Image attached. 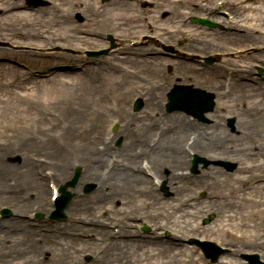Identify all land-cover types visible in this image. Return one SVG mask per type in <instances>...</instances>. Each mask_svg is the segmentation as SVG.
I'll use <instances>...</instances> for the list:
<instances>
[{
  "label": "rangeland",
  "instance_id": "374dc122",
  "mask_svg": "<svg viewBox=\"0 0 264 264\" xmlns=\"http://www.w3.org/2000/svg\"><path fill=\"white\" fill-rule=\"evenodd\" d=\"M57 1H60L63 4H68L70 2V0ZM215 1L216 0H182V9H189L192 10V13H195V11L193 10L195 9L194 6L198 8L206 4L213 6ZM227 1L230 2L226 7L228 10L227 12L229 14L232 13L235 16V20L232 19L230 25H227L230 28L229 32H223L216 29L208 30V28L206 27L190 23L185 26L189 27L188 31H186L185 34H182L187 38H181L182 35L180 37H171V44L176 45L180 40L181 46H177L180 50L187 51L188 53H197L193 50V46H199V44L197 41H195V38H189L188 35L190 34L196 36L197 38H206L209 39V41L212 43L213 49H215V51H212V55L214 56L217 53L221 54L227 53L228 51H233L231 49L233 47L242 48L247 44L264 40V38L246 39L244 38V35L248 34V32L241 30V28L246 29L252 27L264 30V0H251L249 3H245L243 2V0ZM1 2L3 3V1ZM116 2L110 1L108 3L109 6L106 10V15L110 14V17L101 20L100 23H104L106 21L115 23L117 31L123 35V37L120 38L121 45L125 46L123 47V49L119 50L127 51L128 49L125 48L128 47V40L133 38L134 36H132L131 38L129 37L133 34H136V32H138L139 30L137 29L136 24H134L136 14L140 13V11L142 10L138 9V6L135 7V10H132L131 8L129 9V4L119 2L117 3L122 4L123 6L119 5L118 8L116 6L113 7L112 5ZM135 2L140 3L139 0ZM199 2H202V5H200ZM242 2L243 4H241ZM160 12H163V10H158L157 18L162 23H168V21H172L173 25L178 20L179 15H177L176 17L173 13H169L165 17H162L163 19H161L162 13ZM52 13L55 14L54 11ZM64 13H66L67 15L70 14V9L68 8ZM199 14H201V16L204 15L202 11ZM169 15L170 20H168ZM41 17L46 16L41 12H21L10 18V21L8 20L9 22L16 20L15 22H17L16 26L18 27V29L16 33L12 35L13 27H11L8 22L5 23V31H3L5 35L0 36V39L8 42L10 41V38L8 37H13L12 44L17 46L18 48H21V51L15 52L8 48H0V56H12L18 58L21 61H26L32 65L35 64L40 68H47L48 63L52 62L53 59L48 62L42 60L41 57H34L31 53L32 49H30L31 47L36 48L41 46L40 43L35 42L32 39V31L35 32L34 28L37 26ZM148 18L150 20L152 17ZM164 19H166V21ZM183 19L184 16L181 17L182 21ZM237 19H244V25L241 27L237 26ZM52 20V22L55 21L54 16L52 17ZM59 21L65 23V25L59 26V30L61 32H64L63 34L69 36V41L66 44H63V48L77 49L78 46L83 45V43L86 42V37L80 34V28H82L80 27L81 25L72 20L68 21V18L63 19L62 17H59ZM231 24H235V26ZM241 38L244 39L242 40ZM27 47L28 50L24 51ZM107 56L106 58H104L106 59V64L116 65L102 67L100 69V72L95 71L96 69H91L89 77L86 75H80V73L62 74L63 72H59L52 75L51 78L46 81L36 79L33 81V83L26 85L19 84V82L22 81V78L27 75L26 73H23L19 69L17 70L9 63L4 62L0 64V148L4 146L5 149L8 148L7 151L5 150V152H3V150L2 152H0V186H4L5 188L7 187V178L9 175L18 173L27 174L26 168L23 167L24 159H27L30 163H32V156L47 155L32 151L29 148L26 150L20 148L22 142L26 140L27 136H29V130L32 124V109H26L25 105L27 102H30V104H32V102H35L34 104H38L41 99L36 98L45 97L47 99L46 101L48 102V104H46V108L52 109L48 112L49 114H51V116L41 122V135L44 134L46 136H49L52 130L58 129L59 123L57 121H54L55 119L53 115L55 113L61 112L62 118L65 120V122H69V124H71L72 120H74L75 126L79 127L78 132L76 133L77 135L75 134L73 143L75 144L76 142H84L82 144L85 146L82 147L86 148L90 144L98 141V137L101 135L102 128L100 129V127L102 124H104V117L107 113L104 111L105 109H103L104 114L99 117V112L102 110L101 108H103L104 105L107 106L108 97L111 98L117 96V99H120L121 103L124 104L122 99H129L133 91L140 90L146 94V96L144 97L146 103V100L148 98L147 93H152L154 94V97H156V101L154 102L155 106H150L149 104H147L145 105V108L136 115L135 120H130L129 118L125 119L124 123L122 124V128L118 133V137L123 139V143L125 145L128 144L131 150H133V148L137 145L145 147L144 139H150L151 137L152 130L149 129V125L147 131L145 125H142L146 122L143 119L145 115L157 118L159 117V115L162 117L171 115V113H166L165 104L166 94L175 85L174 83H181L179 85L193 84L196 86H200V88L203 89L206 88V90L215 94L216 109L215 112L210 116L207 115V118L209 120L212 119L215 121V119H222L225 115L229 114V112L233 110V112L239 111L241 114L239 125L242 129L246 131L247 121L253 123V127H257L256 139H260L262 143H259L260 147L258 149L253 148L252 150H258L260 156H258L257 158L252 155L247 156L245 151H248L252 148L251 144L255 136H252V138L249 137V135L247 137L243 135L244 137H240V140L242 141H234V144H231V147L235 146V149L238 150L232 152L233 159L226 160L229 161V163L236 162L238 164L232 173L226 172L224 168L217 164V161L221 160L219 159V155L214 159L203 156L204 158H206V160H208V162H210L208 169L210 167L214 170V172H225L224 176H220L214 173L211 177H206L205 173H203V170L207 167L205 168L204 164L198 165L199 174H197L193 178H190V174L188 175L186 171H179L180 173L188 176V178L185 177L186 180L183 178V183H180L181 185H185L184 189L181 190V192H178V194L176 195V191H174V189L172 188L171 183H168V188L172 191V196H174V199L169 203L161 202V204H163V208L161 210H157L156 208L148 211L144 210V212L146 213L149 222L151 221L150 224L152 223V225L154 223L155 225H161L162 223L163 225H165L167 220L169 224H166L164 228H168V230H170V233L173 232V235L180 236L181 241L182 239H186V237L188 238V236H191V234H194L199 235L202 238H211L212 240L217 241L219 246H221L222 248L233 249L232 251L230 250L224 257V262L223 260H220L215 264H244L243 261L241 262L238 259V254L248 253L250 251L252 252L255 250L254 248L260 249L258 251L261 252L262 260H264V184L262 185V187L258 189L257 187H255L253 190H250L251 183L245 184V179H249L253 182L264 180V110L260 115L258 112L260 108L264 109V100L261 99H264V97H260L258 95L256 86H253L251 83H249V81L241 82L240 79L234 78L232 77V75H230L229 89H227L226 91L220 88L219 83L223 82V79L221 80V75L225 74L222 68V64H226V66L231 67L229 61L230 59H232L238 61L239 65L247 66V62H250L249 60L255 61L256 59H263L264 52L259 53L258 55L254 54L250 56L232 55L231 57H222V59L220 58V67L219 65L214 64V66L212 65V67L205 69V71L203 72H200L198 70V63H193L188 60H186V62H180V60L177 59L170 60L156 58L145 59L142 63H140L137 62V57H117L116 54L111 55L110 58L109 56ZM225 59L229 61H224ZM223 61L224 63H222ZM179 62L180 65H178ZM118 64L119 66H125V69L119 68L117 66ZM112 66H114L115 68H111ZM128 66L131 68H128ZM158 69H163L162 72L169 75L168 81L170 82V85L166 89H160L155 81H158L159 79L158 75L156 74V71ZM253 74L254 68H252L248 73V77L245 76L246 74L244 76L247 77V79L255 78V80H257L255 76H252ZM12 83L13 85H10ZM232 87L234 88L233 91L231 90ZM155 88L157 90H155ZM245 89L246 98L243 94V92H245ZM82 103H87L89 108L81 107ZM244 109L247 110L246 113H244ZM70 111H72V113H74V116L77 118H69L68 116ZM179 115L186 117L187 120V116H185L186 114L179 113ZM188 118V122L194 121L191 119V117ZM173 122L174 121L172 120L167 121L166 119L164 127L173 125ZM48 123H52L53 127L44 130V127ZM147 123L149 122L147 121L146 124ZM175 123L179 124L178 129L171 134L176 133L174 136H177L182 130V127H184V124H180L176 121ZM194 123H197V121ZM190 124L192 125V123ZM84 127L92 128V130L94 131L95 136L92 141L79 140V131ZM154 128H156V126H154ZM138 129H140L142 132H144L145 130L146 137L138 136ZM187 131L188 130H186V132L181 136L179 143L183 142V137L186 135ZM223 132L224 134H222L221 136H224L226 134V131L224 129ZM217 142L218 141L215 140L213 144L215 145ZM113 145L114 144H111L110 146L111 150H115ZM75 151L76 150L71 148L62 150L60 152V156L64 157L67 152L70 153ZM11 152H16L18 153V155L21 154L23 160L20 164L9 165L8 162H6L5 154H9ZM219 152L222 153V150ZM48 156L49 155H47V157ZM239 168L243 169V174L238 173L237 169ZM32 170L33 169L31 167V171ZM207 183L209 184L210 188H208ZM142 188H144V186ZM206 188L209 191H207ZM32 190L33 189H31V187L28 189L25 188L24 192L25 194H27L28 192H32ZM186 194H192L191 196L196 199V202L189 206L187 205L186 208H182L180 203L181 210L172 215L169 211V208L173 206L174 203H176L178 200H185L184 196H186ZM77 195L80 198L82 195L85 198H89L91 195L98 196L96 193L86 194L83 191H81ZM142 196L143 198L150 197L147 195ZM44 197H46V194ZM98 198L99 199H97L98 202L94 206V210L89 209L83 211L81 209V206L74 205V207L71 208V212L74 216L77 217L81 215L88 217L89 215L98 212L100 206L102 205H108L111 207V209L113 208L114 204L109 199L101 197ZM139 199V204L141 206L142 199L140 197ZM121 207H123L124 211L126 212L127 206H122V204L119 203L118 208L120 209ZM122 214H124V212ZM210 214L214 215V220H212V222H210L209 224H203V220ZM172 223H175L176 226L172 225ZM23 226L27 230L24 232L25 236L29 237L28 232L32 231V228H29L25 221L23 223ZM3 230L12 231L14 229L11 227V225H9ZM156 232L158 235L159 230ZM60 237L65 239L69 236L62 235ZM67 240L75 242L79 239L69 238ZM10 243L11 241L9 239H4L0 242V264H20V262L22 263V261H25V258L27 259L29 257V254H25L20 251L17 252L16 245H12L10 248H8ZM27 243L30 244V242ZM247 243H252L253 246L248 247ZM256 244L258 245L254 246ZM35 245L39 246L36 241ZM50 246L55 250L53 251L54 255H56V252L58 253L62 251L58 244H54L52 242L50 243ZM92 246L93 245H90L87 250H91ZM234 246H237L238 248L235 249ZM136 247L137 246H134V252L136 251ZM78 249L80 248L74 247L72 250H70V252L67 253H69V256L75 255V257L78 259L79 252L82 251V249ZM152 250L155 249L152 248ZM177 250L181 252L182 248H178ZM137 251L138 252L136 253V255H142V258H146L144 260V264H165L168 260H170L169 254L162 255L160 258H156L153 256H149V254L147 255L146 250L142 252H139V250ZM109 253L110 252L108 251V254ZM200 253L197 254V258L193 257L191 260L187 259L186 263L212 264L208 260H204V257ZM2 254L3 257L1 256ZM131 254L133 255V253ZM39 257L42 258V256ZM15 258H19V260L15 261ZM95 263L97 262L94 261L92 264ZM44 264L49 263L47 262Z\"/></svg>",
  "mask_w": 264,
  "mask_h": 264
},
{
  "label": "bare ground",
  "instance_id": "6f19581e",
  "mask_svg": "<svg viewBox=\"0 0 264 264\" xmlns=\"http://www.w3.org/2000/svg\"><path fill=\"white\" fill-rule=\"evenodd\" d=\"M171 3H172V0H171ZM199 3L201 4V2H199ZM115 4H116L117 8L119 7V5L123 6L122 4H117V3H115ZM158 8H162L165 10H168L170 8L173 13L176 10V6L173 4H170L169 0L168 1L163 0V3H160ZM203 9H204V5L199 8V11H201ZM148 11H149V9L144 8L143 14L150 16V13ZM210 13L212 14V18L215 16L216 19H221L215 15L216 14L215 12L210 11ZM216 19H214V21ZM164 20L166 21V19H164ZM168 20H170V15L168 17ZM57 22L60 23L59 21H57ZM245 37L249 38V39L255 38V36L251 35V34H246ZM233 66H236V65L234 64ZM100 68H99V71H100ZM235 68H237V72H241L239 66H236ZM155 100H156V98L151 94V95H149V99L147 100V103L153 102ZM81 107L89 108L87 103H82ZM101 109L103 110L104 107ZM102 110L99 112V117L102 115ZM72 111H75V110H72ZM72 111L69 112V116H68L69 118L75 117L74 113H72ZM246 112H247V110L244 109V113H246ZM258 112H259V115L263 113L262 110H259ZM75 118H77V117H75ZM144 119L149 121L150 126L152 125L151 124L152 117H150L148 115V116H145ZM166 119H167V121L180 120L181 124L184 123V125H183L184 127H182V130L180 131L179 135L174 136L176 133L170 134V133H168L169 130H166L165 131L166 134L158 142H154L153 140L146 139L145 144H146V146H148L149 148L152 149V153L150 155V158L152 160L151 164H152L153 169H155V172H157V170H158V161H164V163H166V169H168V172H169L170 180H168V181H170L172 183V186L177 189V193H178L184 189V187H182L183 185L181 187L177 186L178 184L183 183L182 180H183V176H184L183 174H179L178 171L183 170V168L185 166L186 158H187V155L183 151V146H180L179 140H180L181 136L186 132V125L189 123H187L186 117L181 116V115H177V116L172 115V116L166 117ZM132 120H135L134 116H133ZM187 120H189V118H187ZM99 121H100V119H99ZM185 123H187V124H185ZM246 123H247V127L249 129L251 127H253L251 122L247 121ZM145 128L147 131L148 124H145ZM78 129H79V127L75 126V121L72 120L71 124L68 126V130L65 131V136H64L63 141L59 145H56L55 143L51 144L50 142H47L41 149H39L40 147L37 144H35V138L32 136H28L27 139L23 141L22 148L23 149L30 148L32 151H37V152L44 151L53 157L59 158L60 157L59 150H66L69 148L76 150V148L79 145H82L79 142L78 143L76 142L75 144L73 143L74 139H75V134L78 132ZM190 129H191V127H190ZM206 130H207L206 128H203V133L199 134L200 138L197 139L198 143L196 142L193 147L194 148L196 146L199 147V149H200V151H202V153L208 154V155H210L209 156L210 158H213L214 156L211 157V154H215V153L218 154L217 149L213 146L214 145L213 142L215 140L217 141L218 137L219 138L221 137V135H220L221 130L215 129L214 130L215 132L210 133V134L206 133ZM215 134H218V135H215ZM137 135L146 137V132H145V130H144V132H142L140 129H138ZM78 136H79V140H81V141H86V140L91 141L94 138V131L92 130V128H85L84 127V128L80 129ZM242 137H244V136H242ZM216 144L219 145L220 150H222V152L225 155L231 156L232 152L237 151L235 149V146H233V147L228 146V143H226V141H224V140H220ZM3 150L5 151V147L0 148V152H2ZM197 152L199 153V151H197ZM108 154H109V157H115L116 158L113 161V163H111L106 158V155L104 158H98L95 161L91 162L90 156H88L85 153V147H84V149H81V154L79 155V157H80L79 160H82V161L87 160L89 162L88 167L83 170L82 176L78 180L76 187L73 190L70 189V192L75 194L74 192L78 191V188H80V184H81L80 181L81 180H88V181H91V182H94L97 184V187L95 188V192H93V194L96 193L98 195V196L91 195L89 198L83 197L80 200H78V201L75 200V202H73L75 205L79 204V206H81L83 211L93 209L94 206L96 205V203L98 202V200H97V199H99L98 197L107 198L111 202H113V204H116L117 201L120 202L121 199H125L126 195L127 196L130 195L131 192H132L131 197L134 198V192H135L137 186L140 184H143L147 181V178L143 177L139 173L138 168L134 166V163L137 162V158L132 154L131 148L129 147L128 144H126V145L123 144L121 149L116 150V151H110L109 150ZM188 158H189V156H188ZM101 166L107 168L108 173L106 175L101 174V171H102L100 169ZM23 167L26 168L27 174L22 179L18 180V184L20 185L19 187H24V186L30 185L31 187H33L36 190V192L38 194L37 199L43 198V197H41V193H42V191H44L43 180L34 176L33 171H31L32 163H30L27 159L23 160ZM58 170L61 172L63 178L66 175H68L70 172L68 165L65 164L63 161H61L59 163ZM211 170L213 171V173L210 170H208L205 173L208 175V177L214 173H216L217 175H220V176H222V175L224 176V173H220L219 171L214 172L213 169H211ZM237 171H239L238 172L239 174L240 173L243 174L242 169H238ZM155 174H157V173H155ZM26 176L30 177L32 179V182L29 180H26L25 179ZM240 180H242V179H240ZM245 180H246V182L248 181V179H245ZM263 184H264V181L259 182L258 185L256 186L257 189L262 187ZM19 189H22V188H19ZM12 193H13L12 190L4 188V187H0V200H3L5 197H7L9 195H12V196L14 195L17 198L18 202L20 203L19 211H12L14 216L11 219V221H8L9 224H15L16 225V227L18 228V234L17 235H20V232H22L24 230V228L22 227V225H20L17 222H14V221H18V222L22 223V220L18 217L17 214L20 213L22 208H25L28 200L25 199V196L22 193H18V192L14 193V194H12ZM149 199L155 200V196L153 195ZM150 203H152V202H150ZM145 207L144 208L147 210L150 209V205H146V203H145ZM118 210H119V208L116 206L114 211H118ZM91 231L97 232V230H91ZM125 232L130 233L127 231H125ZM0 233H3L4 237H9V235H10V234H8V232L4 233L1 230H0ZM50 238L51 237H49V236H45V240L47 243L50 242ZM32 240H33V238L31 240H28L31 242V244H28L22 238L16 240L14 243V245L17 246V249L20 252L26 254V251H28V254L31 253V256H29L27 258V260L25 262H23V264L32 263V261L34 259L32 257V255H33L32 252L34 253V251H35L36 253H38L40 251V248H37L34 244H32ZM84 243L87 244V242H84ZM154 243L155 242H153V241L145 242L144 247H146L148 245H153ZM67 244L70 247V242H67ZM134 245H135V242L133 241V239H130L127 242H124V241L123 242L122 241L116 242L115 245L111 248V253L107 257V260H105L101 263L99 262V264H108V263L109 264H127V263H129V262H126V255L128 254L129 250H132V252L134 251ZM164 245H166V243H164ZM164 245L161 246V247H164L163 248L164 250L159 251L158 253H155V254H153L152 251L148 250L147 254H149V256H153V257L155 256L156 258H160V255H162L164 252H166L167 249L169 251L173 252L174 250L177 249V246H179V245H175L174 243L167 244L166 246H164ZM43 251L48 253V252H51V249L45 248ZM62 258H64V257H60V260L58 261L59 264H61V263L63 264ZM143 262H144L143 258H137L134 263L135 264H142ZM34 264H43V263H42V261L37 260V261H34Z\"/></svg>",
  "mask_w": 264,
  "mask_h": 264
},
{
  "label": "water",
  "instance_id": "95a60500",
  "mask_svg": "<svg viewBox=\"0 0 264 264\" xmlns=\"http://www.w3.org/2000/svg\"><path fill=\"white\" fill-rule=\"evenodd\" d=\"M196 92H195V90H189V95L187 96V98L191 101V102H195V99H194V97H195V94ZM173 96H175V92L173 93Z\"/></svg>",
  "mask_w": 264,
  "mask_h": 264
}]
</instances>
